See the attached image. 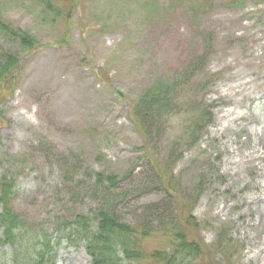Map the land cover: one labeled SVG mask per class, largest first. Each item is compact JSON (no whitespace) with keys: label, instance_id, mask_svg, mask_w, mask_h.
<instances>
[{"label":"rangeland","instance_id":"obj_1","mask_svg":"<svg viewBox=\"0 0 264 264\" xmlns=\"http://www.w3.org/2000/svg\"><path fill=\"white\" fill-rule=\"evenodd\" d=\"M54 2L46 10L40 0H0V16L41 44L30 51L0 34V50L20 60L0 103V177L18 185L25 219L60 236L57 264H90L78 239L57 232L65 213H94L80 179L132 170L121 186L134 192L126 210L136 220L165 197L150 158L162 168L177 156L170 169L181 205L209 255L222 259L214 249L222 246L226 262L264 264V0H79L69 22L58 8L67 14L71 3ZM192 2L205 10L192 12ZM207 50L149 143L131 103L159 80L181 79Z\"/></svg>","mask_w":264,"mask_h":264},{"label":"trees","instance_id":"obj_2","mask_svg":"<svg viewBox=\"0 0 264 264\" xmlns=\"http://www.w3.org/2000/svg\"><path fill=\"white\" fill-rule=\"evenodd\" d=\"M66 1L71 3L67 14L61 7L58 11L69 22L73 16L71 9H76L80 2ZM40 2L46 10H52L55 5L54 0ZM190 7L197 15L205 10L204 6L193 2ZM0 34L30 51L41 47L30 32L6 22L1 16ZM210 56L211 51H205L188 70L182 72L181 79L159 80L131 103L132 122L136 129L150 138L149 143L162 132L164 116L179 105L178 86L184 81L194 80L195 73L203 70L204 60ZM19 64L17 55L11 52L4 54L0 50V103L5 92L14 91ZM200 88L201 84H198ZM2 114L0 109V117ZM206 117L205 114L200 115L197 123L204 122L206 125ZM178 159L179 156L171 161V166L161 168L159 164H154L157 163L155 159L150 158L154 175L165 191V197L146 203L144 212L136 220L130 219L126 210L129 206L126 201L134 197V192L129 185L128 191H124L121 186L132 170L125 175L89 171L87 176L93 180V184L88 185L90 180L80 179L77 186L88 189V194L90 191L94 194L96 204L93 215L64 212L57 232L64 233L66 240L78 239L90 256V264H231V260L226 262V258L230 259L231 255L221 245V248L214 249L218 255H223L222 259L216 261V254L214 258L209 255L210 247L199 236L200 223L191 208L181 205L176 178L170 169ZM17 192L18 185L14 179L7 175L0 177V264H57L60 236H55L44 224L38 226V223L24 218L15 205ZM154 236L164 237L163 245L145 246L146 240ZM219 243L227 242L223 238Z\"/></svg>","mask_w":264,"mask_h":264}]
</instances>
